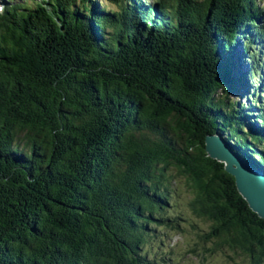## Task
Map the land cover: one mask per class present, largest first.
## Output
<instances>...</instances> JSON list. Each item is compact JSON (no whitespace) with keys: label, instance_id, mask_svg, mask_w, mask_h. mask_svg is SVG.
I'll return each mask as SVG.
<instances>
[{"label":"trees","instance_id":"obj_1","mask_svg":"<svg viewBox=\"0 0 264 264\" xmlns=\"http://www.w3.org/2000/svg\"><path fill=\"white\" fill-rule=\"evenodd\" d=\"M3 4L0 264H264V0Z\"/></svg>","mask_w":264,"mask_h":264},{"label":"water","instance_id":"obj_2","mask_svg":"<svg viewBox=\"0 0 264 264\" xmlns=\"http://www.w3.org/2000/svg\"><path fill=\"white\" fill-rule=\"evenodd\" d=\"M207 157L222 164L223 171L233 178L235 189L249 210L264 220V173L237 156L219 135H207L204 140Z\"/></svg>","mask_w":264,"mask_h":264},{"label":"rangeland","instance_id":"obj_3","mask_svg":"<svg viewBox=\"0 0 264 264\" xmlns=\"http://www.w3.org/2000/svg\"><path fill=\"white\" fill-rule=\"evenodd\" d=\"M6 1V0H0V8L1 7H4V2ZM96 1L97 0H93V2L96 4ZM15 2H18V3H26V0H11V3H15ZM27 3H29V2H27ZM98 4H99V8H101L102 7V3L100 4V2H98ZM261 42V41H260ZM263 45H262V47L264 46V41L263 42H261ZM264 48V47H263ZM260 50H261V47L259 46V47H257V49H256V51L258 52V53H260ZM260 60L261 61H264V52H263V54L261 55V58H260ZM261 72V71H260ZM262 73V72H261ZM237 82V84H238V80L236 81ZM261 82H262V78H260L258 75H256V79H254V83H256V84H258V85H260L261 84ZM252 89H253V87H245V93L247 92V90H248V92L249 93H251L252 92ZM244 94H242V93H239V94H236V93H231L230 94V99L231 100H233V101H239L243 106H245V103L247 102V100H246V98L243 96ZM262 104H264V100H262ZM245 123L247 124V126H249V127H253V124H252V121H250V120H248V121H245ZM246 126V127H247ZM173 242H177V238L175 237V238H173V240H172ZM194 264H197V263H194ZM221 264V263H220Z\"/></svg>","mask_w":264,"mask_h":264},{"label":"bare ground","instance_id":"obj_4","mask_svg":"<svg viewBox=\"0 0 264 264\" xmlns=\"http://www.w3.org/2000/svg\"><path fill=\"white\" fill-rule=\"evenodd\" d=\"M235 76H236V80H238L239 79V74L237 75V73L235 74ZM236 91V94H239V93H241V91H242V89H241V87H240V85H236V89H235ZM238 156V155H237Z\"/></svg>","mask_w":264,"mask_h":264}]
</instances>
